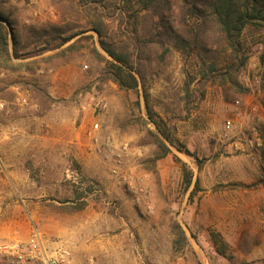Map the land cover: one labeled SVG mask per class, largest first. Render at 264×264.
<instances>
[{"label": "rangeland", "instance_id": "374dc122", "mask_svg": "<svg viewBox=\"0 0 264 264\" xmlns=\"http://www.w3.org/2000/svg\"><path fill=\"white\" fill-rule=\"evenodd\" d=\"M192 4L170 12L198 36L183 47L148 10L133 34L134 1L0 0L11 52L17 41L15 69L0 68V241L37 229L87 264H264V27L242 33L239 91L213 81L228 51ZM92 22L132 59L136 87L112 79ZM145 94L200 165L173 147L156 158Z\"/></svg>", "mask_w": 264, "mask_h": 264}, {"label": "trees", "instance_id": "16d2710c", "mask_svg": "<svg viewBox=\"0 0 264 264\" xmlns=\"http://www.w3.org/2000/svg\"><path fill=\"white\" fill-rule=\"evenodd\" d=\"M123 3H131L134 1V7L136 13H134V18L132 20V30L133 34L136 33L137 25V14L141 9L151 11L155 14L161 25L167 30L176 33V38L179 39L183 47L192 46L193 43L198 42L197 34L190 35L189 32L179 33L174 30L173 25L170 23V12L173 9L175 0H122ZM186 1V0H184ZM194 12L200 15L205 22H211L215 27L217 32H219L222 41L224 43L225 50L228 51L229 63L225 66V69L218 68L216 63H211L209 69L215 74L213 76V81H227L230 86L238 88L239 91H245V87L237 82L236 74L239 69L245 64L247 56L243 52V42L242 33L247 26H253L256 29L264 27V0H193L192 8ZM123 14V12L121 11ZM0 68L1 69H15L14 58L17 57L15 44L16 37H12V52L9 49V32L7 31V20L2 17L0 13ZM9 25V23H8ZM91 29H94L100 37L99 43L103 50L111 57L109 60L110 75L117 85L122 88H134L137 86V77L134 74L135 67L132 59L125 53L114 49L106 40H104L103 32L100 27L92 22ZM76 34H68L66 36H59L60 41L58 46L70 41ZM72 44L69 45V47ZM201 47H203L201 45ZM188 92V89H187ZM144 99L147 106V114L151 123L155 128V143L159 151L157 152L156 158L163 157L167 153L171 152V148H175L177 151L182 152L187 155L193 156L197 164L200 165L202 160H199L193 153L180 142L173 134L168 125L159 117L148 106V95L145 94ZM180 166L183 171V182L185 186H189L192 180V171L187 167L186 163L179 160ZM260 183L264 186V177L260 180ZM90 182L96 183L93 180ZM198 187V181L195 182L194 190ZM91 188L89 187V192ZM87 191L78 196L79 203L77 206L69 207V210H77L84 207L86 204L85 195ZM213 244L216 243L215 235H210ZM180 239L184 240L185 236L181 231ZM225 246L222 245L221 248H216L218 253H223ZM241 264H245L242 262Z\"/></svg>", "mask_w": 264, "mask_h": 264}, {"label": "built area", "instance_id": "2783aa9c", "mask_svg": "<svg viewBox=\"0 0 264 264\" xmlns=\"http://www.w3.org/2000/svg\"><path fill=\"white\" fill-rule=\"evenodd\" d=\"M0 264H87L78 261L63 242L44 241L37 229L26 238L0 241Z\"/></svg>", "mask_w": 264, "mask_h": 264}, {"label": "water", "instance_id": "95a60500", "mask_svg": "<svg viewBox=\"0 0 264 264\" xmlns=\"http://www.w3.org/2000/svg\"><path fill=\"white\" fill-rule=\"evenodd\" d=\"M0 20H2V21H3V19H2V18H0ZM5 24H7V26H9V25H8V23H6V22H5ZM9 30H10V28H9Z\"/></svg>", "mask_w": 264, "mask_h": 264}]
</instances>
